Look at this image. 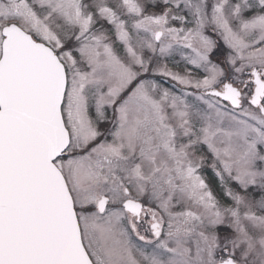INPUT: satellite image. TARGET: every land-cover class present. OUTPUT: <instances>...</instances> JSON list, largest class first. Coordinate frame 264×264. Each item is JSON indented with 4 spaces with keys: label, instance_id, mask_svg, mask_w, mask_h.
<instances>
[{
    "label": "snow or ice",
    "instance_id": "snow-or-ice-1",
    "mask_svg": "<svg viewBox=\"0 0 264 264\" xmlns=\"http://www.w3.org/2000/svg\"><path fill=\"white\" fill-rule=\"evenodd\" d=\"M0 264H264V0H0Z\"/></svg>",
    "mask_w": 264,
    "mask_h": 264
}]
</instances>
